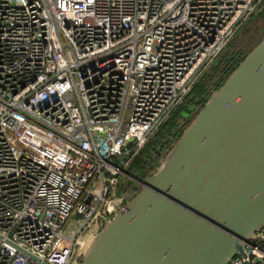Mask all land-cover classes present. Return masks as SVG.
<instances>
[{"label": "built area", "instance_id": "1", "mask_svg": "<svg viewBox=\"0 0 264 264\" xmlns=\"http://www.w3.org/2000/svg\"><path fill=\"white\" fill-rule=\"evenodd\" d=\"M263 6L0 0V264H80L141 183L133 160ZM246 250L264 264V231Z\"/></svg>", "mask_w": 264, "mask_h": 264}, {"label": "water", "instance_id": "2", "mask_svg": "<svg viewBox=\"0 0 264 264\" xmlns=\"http://www.w3.org/2000/svg\"><path fill=\"white\" fill-rule=\"evenodd\" d=\"M124 208L108 210L80 264H250L264 231V39Z\"/></svg>", "mask_w": 264, "mask_h": 264}, {"label": "trees", "instance_id": "3", "mask_svg": "<svg viewBox=\"0 0 264 264\" xmlns=\"http://www.w3.org/2000/svg\"><path fill=\"white\" fill-rule=\"evenodd\" d=\"M242 54L239 55L236 60L233 59L227 63L222 71L224 76L220 78L218 82H213V76L209 77L208 75H204L200 78L186 97L183 104L171 115L156 135L145 145L138 156L133 160L129 167V173L131 175L143 182L155 173L162 160L163 151L170 147V145H165L166 140L172 137L174 142L181 135V132H178L176 137H173L172 135V133L180 127L179 121L184 118V125L186 126L189 124L191 119L185 118V114H190L191 118H193L195 113H197L211 97L212 92L218 90L225 83L230 74L238 67L247 55L245 53L242 56ZM190 108H195V110L190 113ZM136 193L137 192L129 194L130 198L135 196Z\"/></svg>", "mask_w": 264, "mask_h": 264}, {"label": "rangeland", "instance_id": "4", "mask_svg": "<svg viewBox=\"0 0 264 264\" xmlns=\"http://www.w3.org/2000/svg\"><path fill=\"white\" fill-rule=\"evenodd\" d=\"M237 37V36H236ZM264 39V8L258 13V14H256L253 18H252V21H250L249 23H247V25H245L244 27H243V29L239 32V34H238V37L235 39V40H237L236 41V43L233 45V47H231V49H234V51L236 50V49H238V51H235V53H237V54H239V55H241L242 53V56L246 53L247 55L255 48V47H257L258 46V44L262 41ZM229 47V46H228ZM230 51L231 50H228V53H227V55H225V57H220V59H219V61H221L222 59H224V60H226L227 61V59H231L230 57H231V55L229 54L230 53ZM246 55V56H247ZM245 56V57H246ZM244 57V58H245ZM238 58V57H237ZM244 60V59H243ZM225 61V62H226ZM217 64H218V62H217ZM216 64V65H217ZM223 71V70H222ZM222 71L220 72H215L214 70H212V69H210V70H208L207 72H205L204 74H203V76L204 75H208L209 77H212V79H213V82H218L219 80H220V78L221 77H223L224 75L222 74ZM220 75H221V77H220ZM202 76V77H203ZM207 81V80H206ZM214 91H216V90H214ZM199 111V110H198ZM198 113V112H197ZM197 113H195V115L193 116V118H191V115H190V117H189V119H191L190 120V122L194 119V117L196 116V114ZM186 118V117H185ZM184 119V118H183ZM183 119H181L180 121H179V124H180V127H179V129H177L175 132H181V134H182V132L185 130V128L190 124V122H189V124L188 125H184V123H185V120H183ZM185 126V127H184ZM181 136V135H180ZM179 136V137H180ZM178 137V138H179ZM178 138L173 142V140L171 139V142H172V144L170 145V147L168 148V149H166V150H164L163 151V156H162V160H161V162H160V164H159V166H158V168L160 167V165H161V163L164 161V159H165V157L167 156V154H168V152L171 150V148L173 147V145H175L176 144V142L178 141ZM159 148H161V147H159ZM159 153V152H158ZM157 168V169H158ZM157 169H156V171H157ZM130 170H129V168H128V172H129ZM155 171V172H156ZM130 184H132V183H130L129 181H127V183H123V189H124V187L126 186V185H128V186H130ZM122 189V190H123ZM132 191L130 192V194L132 193H135V192H137L136 194H135V196L139 193V186H137L136 187V189H131ZM121 193L123 194V192L121 191ZM135 196H133V197H135ZM132 197V198H133ZM127 204V203H126ZM69 235V234H68Z\"/></svg>", "mask_w": 264, "mask_h": 264}, {"label": "flooded vegetation", "instance_id": "5", "mask_svg": "<svg viewBox=\"0 0 264 264\" xmlns=\"http://www.w3.org/2000/svg\"><path fill=\"white\" fill-rule=\"evenodd\" d=\"M263 8H264V6H263ZM262 8V9H263ZM261 9V10H262ZM250 21H252V19L250 20ZM249 21V22H250ZM239 34V33H238ZM238 34L236 35L237 37H238ZM237 37H235L233 40H232V42L230 43V45H229V47L226 49V50H231L230 51V55H231V59L229 60V59H227V61L226 60H224V59H222L221 61H219V59H220V57H219V59H217L215 62H214V64L211 66V68L210 69H212V70H214L215 72H221L224 68H225V66L227 65V63L229 62V61H231V60H233V59H237V57H239V54H237V53H235V51H238V49H236L235 51H234V49H231V47H233V45L236 43V41L237 40H235ZM226 61V62H225ZM217 62H218V64H217ZM217 64V65H216ZM220 77H221V75H220ZM222 78V77H221ZM179 129V128H178ZM172 135H173V133H172ZM173 137H175V136H173ZM169 139V138H168ZM171 139H172V137H171ZM167 141V140H166ZM172 144V142H171V140L169 141V143H166L165 142V145H171ZM136 185L135 184H130V186H128V185H126L125 187H124V189L122 190V192H123V194L125 195V196H127V197H130V192L132 191L131 189H136Z\"/></svg>", "mask_w": 264, "mask_h": 264}]
</instances>
